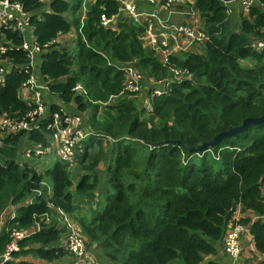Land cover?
Instances as JSON below:
<instances>
[{"label": "trees", "instance_id": "trees-1", "mask_svg": "<svg viewBox=\"0 0 264 264\" xmlns=\"http://www.w3.org/2000/svg\"><path fill=\"white\" fill-rule=\"evenodd\" d=\"M18 1L30 13L41 48L40 80L47 82L53 100L73 102L76 112L87 114L90 134L77 151L81 172L74 182L68 162L59 158L41 171L21 160L26 146L50 145L46 124L61 105L49 102L50 115L39 130L0 132V217L8 208L14 214L10 218L7 210L0 224V254L14 228L29 230L49 216L42 229L19 240L6 264H41L28 256L63 264L67 251L60 244L64 229L58 208L77 224L103 264H220L205 258L217 255L216 244L235 223L248 228L264 255V122L202 152L171 142L153 145L182 140L197 146L247 117L264 116V0L240 13L234 26L225 13L226 0H194L208 39L199 52L172 54L166 63L144 46L143 25L127 18H118L115 28L99 25L102 13H117L115 0ZM72 27L75 46L71 39L59 43ZM2 37L13 45L0 52L12 65L0 82V116L20 117L29 108L19 95L29 59L19 32L0 27ZM258 43L260 49L254 47ZM127 65L143 74L140 92L146 90L149 108L140 105V92L120 93L121 67ZM172 66L187 68L190 76L163 89L157 82ZM148 80L153 81L149 87ZM78 82L85 94L72 91ZM154 88L165 91L150 96Z\"/></svg>", "mask_w": 264, "mask_h": 264}, {"label": "built area", "instance_id": "built-area-1", "mask_svg": "<svg viewBox=\"0 0 264 264\" xmlns=\"http://www.w3.org/2000/svg\"><path fill=\"white\" fill-rule=\"evenodd\" d=\"M118 3L117 13L107 16L102 13L100 15L99 25L103 28H115L118 18H127L133 23L144 26L142 40L145 47L155 50L158 55L164 56V62L168 60V56L172 55L175 50L187 52L189 50L199 51L208 37L205 27L201 28L197 22L177 23L169 17H161L155 12L140 9L137 0H115ZM147 4H155L164 8H173L181 6H189L187 14H199L193 10L192 4L194 0H144ZM256 0H226L225 13H232V4L238 3L242 12H247L248 8L255 3ZM84 9V8H83ZM86 11V9H85ZM83 10V12H85ZM30 13L22 8V4L18 0H0V27L17 31L22 36L21 49L28 56V78L22 84L20 89V97L26 102L29 108L20 117H10L7 114L0 116V132L2 134H10L16 132L30 133L39 130L42 120L49 116L47 99L43 92L48 90L47 82H40L37 79L35 70L37 68V56L41 52V48L36 42L29 24ZM169 40L172 47L164 49L159 45V40ZM3 43H6L3 45ZM8 45L13 44L4 37L0 40V52H4ZM263 43L254 44L256 49H260ZM159 60V58H158ZM160 61V60H159ZM161 62V61H160ZM124 79L122 91L120 93L137 94L142 90L144 83L143 74L132 65L121 67ZM12 70V65L5 59H0V82H3L5 74ZM169 75L158 80L157 83L162 88L172 80L188 78L190 72L185 67L169 68ZM154 88L150 96L160 95L165 90ZM75 93H86L81 83H76L72 87ZM48 92V91H47ZM149 108V105H147ZM46 128L50 133V145L42 147L40 145L30 144L24 150V157L31 158V155H57L61 161L72 162L75 160L77 151L81 147L82 141L90 134L85 127L84 116L79 112H69L62 106L50 115V120L46 124ZM31 199H29V202ZM60 225L64 229V234L60 240V244L65 246L67 255L64 257L63 264H95V261L87 247V240L81 233L77 224L67 216V214L58 208ZM14 214H10L13 218ZM49 216L44 214L40 221L35 222L29 230L13 229L10 233L9 242L6 244L5 250L0 254V264H6L12 259V253L19 248V240L24 236L33 232H37L43 228L42 222L48 223ZM247 227L242 224H232L225 232L221 239L222 250L229 258H237L241 253L240 238Z\"/></svg>", "mask_w": 264, "mask_h": 264}, {"label": "crops", "instance_id": "crops-1", "mask_svg": "<svg viewBox=\"0 0 264 264\" xmlns=\"http://www.w3.org/2000/svg\"><path fill=\"white\" fill-rule=\"evenodd\" d=\"M137 4H138L140 9L155 12L157 15H159L161 17H169L174 22H177V23L191 22V17L187 14V11L189 8L188 6L164 8V7H161L159 5H155V4H147V3H145L144 0H137ZM231 8H232V19L234 20V23H235V21L238 20L239 14L242 13L241 6L238 3H233ZM244 13H246V12H244ZM178 14H181V15H178ZM202 24L205 27L204 21H202L200 24V27L204 28L202 26ZM61 36L68 37V33L63 34ZM73 36L71 38H69V40L70 39L72 40ZM163 41H164V43H162V39L159 40V45H161L162 48L169 49L172 47L171 41H169L167 39L163 40ZM189 51H191V50H189ZM189 51H187V52H189ZM199 51H195V52H199ZM183 52L184 51L175 50L173 54L180 55ZM158 58L161 62L165 61L163 54L160 55V53H159ZM35 74L37 76V79L40 82H42L40 80L41 78L37 74L36 70H35ZM43 94H44V97L47 99L48 103L51 101H55V103H57L58 105H61L67 111L72 112V113L76 112L75 111L76 106L73 102L64 104V103H61L60 100H58V98L53 100L47 91H44ZM43 157L44 158H41V161L47 160L45 157H49V156L46 155ZM10 210H11V208H10ZM10 213H13V212L10 211ZM239 214H240L239 211H237L234 214L233 218H238ZM240 244H241V253L237 258L233 259V258H229L227 255H225L223 253V250H222V242L220 241L215 246L217 249V255L216 256L215 255H209L205 259L207 260V259L216 258L220 262V264H255V263L261 262L264 259V255L259 253L255 249L254 243L251 239V235L248 233V228H247V230H245V232L242 233L241 238H240ZM28 260H31V261L36 262V263H41L39 260L34 261L31 258H28ZM61 262H62V260H61Z\"/></svg>", "mask_w": 264, "mask_h": 264}, {"label": "rangeland", "instance_id": "rangeland-1", "mask_svg": "<svg viewBox=\"0 0 264 264\" xmlns=\"http://www.w3.org/2000/svg\"><path fill=\"white\" fill-rule=\"evenodd\" d=\"M43 3H47L49 0H41ZM86 1H88V2H90L91 0H86ZM189 7V6H188ZM85 9L86 8H84L83 10L85 11ZM178 15H181V14H178ZM190 17H191V21L192 22H197L199 25L201 24V22L203 21V18H200V17H198V15L197 14H195V15H189ZM229 17H230V19H231V21H232V23H233V25H234V20L232 19V13L229 15ZM202 26L204 27V25L202 24ZM75 36V30H74V28L72 27L71 28V30L68 32V37H66V36H60L59 38H58V42L59 43H62V42H65V41H68L69 40V38H71L72 36ZM74 36H73V38H74ZM71 45L72 46H75V40H72V42H71ZM244 64H246L247 65V63H244ZM148 84V87L150 86V85H152L153 84V81L152 80H148L147 82H146V85ZM150 84V85H149ZM138 98L141 100V103L142 104H140L141 106L143 105V107H146L147 105H148V98H147V96H148V94H147V92H146V90H143L142 92H140L138 95ZM146 108H148V107H146ZM86 114V113H85ZM85 114H84V118L86 117V119L85 120H87V114H86V116H85ZM1 135V134H0ZM25 148V147H24ZM23 151V150H22ZM22 153H24V151L22 152ZM21 153V160L22 159H27V160H29L33 165H34V167L38 170V171H41V170H43L44 168H46L47 166H50L51 164H53V162L55 161V160H57L59 157L57 156V155H54V154H51V155H47V156H49V157H45L47 160H45V161H41V158H44V157H32V159L31 158H26V157H24L23 156V154ZM31 159V160H30ZM27 160H25V161H27ZM68 164H69V166H70V168H71V174L73 175V177H72V179H73V181L75 182L76 180H77V172L78 173H80L81 172V169H80V167H79V164L75 161V160H73L72 162H68ZM102 164V163H101ZM101 164H100V166H101ZM103 165V164H102ZM76 169V170H75ZM96 206V201L94 200L93 201V205L91 206L92 208L93 207H95ZM10 208H8V209H6V211L1 215V217H0V224L1 225H3L4 224V222H5V220L7 219V217H8V211L7 210H9ZM83 209H85V207H83ZM88 209V208H87ZM11 212H13L12 211V208H11V210H10ZM85 212H87L86 210H85ZM10 215V214H9ZM89 251H90V254L92 255V257H93V259H94V261H95V264H103V261H102V259H99L97 256H96V254L93 252V250L90 248V249H88ZM27 258H31L32 260H34V261H36V260H39V259H37V258H33L32 256H28ZM40 262H41V264H45L46 262L45 261H43V260H39ZM57 263H59V261H55V262H52V263H50V264H57Z\"/></svg>", "mask_w": 264, "mask_h": 264}, {"label": "water", "instance_id": "water-1", "mask_svg": "<svg viewBox=\"0 0 264 264\" xmlns=\"http://www.w3.org/2000/svg\"><path fill=\"white\" fill-rule=\"evenodd\" d=\"M260 122H264V116L257 117V118L247 117V118L242 120L240 125L228 126L226 129L216 133L213 137L202 141L197 146H189L185 142H183L182 140H168V141H164V142H158V143H155L153 145H159V144L171 142L174 144H180V145L184 146L188 150V152H202V151L207 150L209 148H214L222 139L230 138L232 136H235L237 133L242 132L249 125L257 124Z\"/></svg>", "mask_w": 264, "mask_h": 264}]
</instances>
